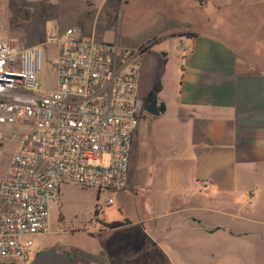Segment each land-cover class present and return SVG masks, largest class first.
<instances>
[{"label":"crops","instance_id":"1","mask_svg":"<svg viewBox=\"0 0 264 264\" xmlns=\"http://www.w3.org/2000/svg\"><path fill=\"white\" fill-rule=\"evenodd\" d=\"M118 1L0 0V7L14 3L22 12L23 5H29L42 11L48 24L56 22L62 28L79 24L97 40L141 48L142 96L160 71L161 51L153 49L158 39L145 45L160 32L151 31L132 43L109 35ZM195 1L184 2L188 17L196 11ZM156 21L157 17L151 24ZM174 30L185 32L191 27L171 26L166 35ZM182 34L193 49L186 65H180L179 87L171 97L160 96L165 112L147 111V122L145 112L140 119L128 187L121 192H131L129 204L139 213L138 221L148 223L172 244L180 264H213L216 256L221 260L229 254L238 264H264V64L255 53L235 49L215 35ZM159 115L174 119L170 145L160 142L154 132L153 118ZM147 203L152 206L149 211ZM134 218L124 214L119 222H105L106 229L123 231L134 224ZM79 249L83 255L96 254L92 246ZM118 258H104L105 264H119Z\"/></svg>","mask_w":264,"mask_h":264},{"label":"built area","instance_id":"2","mask_svg":"<svg viewBox=\"0 0 264 264\" xmlns=\"http://www.w3.org/2000/svg\"><path fill=\"white\" fill-rule=\"evenodd\" d=\"M47 44L57 45L48 60L56 74L52 88L37 80ZM192 49L181 40L182 67ZM141 55V48L88 36L79 24L50 22L44 41L31 45L0 35V124L30 127L0 181L1 261L31 263L36 242L30 237L50 231L51 209L65 184L98 192L128 187L145 112Z\"/></svg>","mask_w":264,"mask_h":264},{"label":"rangeland","instance_id":"3","mask_svg":"<svg viewBox=\"0 0 264 264\" xmlns=\"http://www.w3.org/2000/svg\"><path fill=\"white\" fill-rule=\"evenodd\" d=\"M198 1H195V13L190 12L189 17L182 9L186 0L118 1L115 10L117 19L111 21L109 35L118 37L122 42L132 43L145 38L151 31L160 32L145 47L158 39L153 49L161 51L158 58L161 87L156 86V94L161 97L173 96L180 84V42L184 39L190 41L181 33L205 32L215 35L235 49L255 53L257 60L264 64V0ZM23 6L22 12L14 3L0 7V35L4 38L14 37L24 45L44 41L47 18H43L42 11L37 12L29 5ZM174 7H178V10ZM156 17V23L151 24V20ZM171 26H188L191 30H174L166 35L165 30ZM42 51V65L37 80L44 88H52L56 86V74L48 60L56 54L57 45L47 44L42 47ZM145 114L147 122L150 115L147 111ZM153 119V129L160 142L168 141L170 145L168 135L175 127L174 119L169 115H159ZM29 129L24 121L0 124V135L4 137L0 139V181L20 135ZM130 195V191L103 190L99 193L94 187L64 185L62 198L51 209L50 231L30 238L39 245V250L68 249L72 253L79 248L89 250L92 246L97 255L86 254L91 256V260H82L84 264H97L99 261L105 264L106 258L115 257H119V264H180L179 253L172 244L165 237H159L147 226L148 223L138 221L139 213L129 204ZM109 199L111 203L107 204ZM145 209L151 210V204L147 203ZM124 214L135 217L133 225L126 226L123 231L111 232L106 229L105 222H119ZM212 240L215 238L212 237ZM217 257L212 261L213 264H238L234 255L229 254L221 260Z\"/></svg>","mask_w":264,"mask_h":264},{"label":"water","instance_id":"4","mask_svg":"<svg viewBox=\"0 0 264 264\" xmlns=\"http://www.w3.org/2000/svg\"><path fill=\"white\" fill-rule=\"evenodd\" d=\"M165 55V53H164ZM166 104L165 102H159L155 98L151 104L147 107V111L152 114H160L165 112ZM78 255H70L68 252H63L54 248H46L39 250L35 253L33 260L30 264H77ZM0 264H20L17 262H5L0 260Z\"/></svg>","mask_w":264,"mask_h":264},{"label":"flooded vegetation","instance_id":"5","mask_svg":"<svg viewBox=\"0 0 264 264\" xmlns=\"http://www.w3.org/2000/svg\"><path fill=\"white\" fill-rule=\"evenodd\" d=\"M155 81L153 84V87L151 88V90L147 91L146 93H144L142 95V98L144 100V110L147 111V107L151 104V102L157 98L159 102L162 101V99L160 98L159 95L156 94V86L161 87V82H160V74L157 73L155 74L154 77ZM55 249V248H54ZM39 251V245L37 244L35 247V253ZM63 252H68L70 255L76 254L78 255V262L77 264H84L82 262V260H91V256L90 255H83L82 252L80 250H76L75 252H70L69 250H62Z\"/></svg>","mask_w":264,"mask_h":264},{"label":"trees","instance_id":"6","mask_svg":"<svg viewBox=\"0 0 264 264\" xmlns=\"http://www.w3.org/2000/svg\"><path fill=\"white\" fill-rule=\"evenodd\" d=\"M174 36H176L175 34H174ZM155 39V38H154ZM100 193V192H99ZM107 225H109V223H107Z\"/></svg>","mask_w":264,"mask_h":264}]
</instances>
